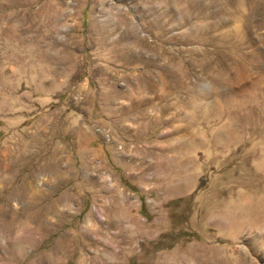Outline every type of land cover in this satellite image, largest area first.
<instances>
[{
	"label": "rangeland",
	"instance_id": "rangeland-1",
	"mask_svg": "<svg viewBox=\"0 0 264 264\" xmlns=\"http://www.w3.org/2000/svg\"><path fill=\"white\" fill-rule=\"evenodd\" d=\"M0 264H264V0H0Z\"/></svg>",
	"mask_w": 264,
	"mask_h": 264
},
{
	"label": "crops",
	"instance_id": "crops-1",
	"mask_svg": "<svg viewBox=\"0 0 264 264\" xmlns=\"http://www.w3.org/2000/svg\"><path fill=\"white\" fill-rule=\"evenodd\" d=\"M204 148L207 151H215L218 149L216 143H214L211 139H207ZM242 195H245V192H242Z\"/></svg>",
	"mask_w": 264,
	"mask_h": 264
}]
</instances>
